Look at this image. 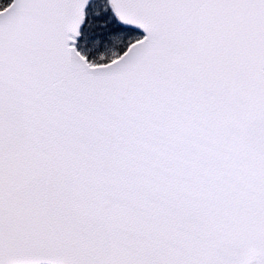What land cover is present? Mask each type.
I'll use <instances>...</instances> for the list:
<instances>
[{
	"label": "snow or ice",
	"instance_id": "1",
	"mask_svg": "<svg viewBox=\"0 0 264 264\" xmlns=\"http://www.w3.org/2000/svg\"><path fill=\"white\" fill-rule=\"evenodd\" d=\"M0 264H264V0H0Z\"/></svg>",
	"mask_w": 264,
	"mask_h": 264
}]
</instances>
